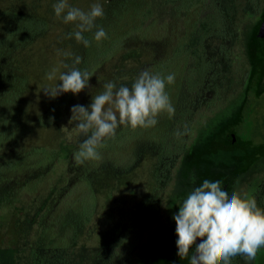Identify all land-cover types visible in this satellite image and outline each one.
<instances>
[{
  "label": "trees",
  "instance_id": "trees-1",
  "mask_svg": "<svg viewBox=\"0 0 264 264\" xmlns=\"http://www.w3.org/2000/svg\"><path fill=\"white\" fill-rule=\"evenodd\" d=\"M209 1L210 0H68L70 6L80 8L83 11H88L93 3H99L103 7L104 16L97 18L95 24L99 27H103L107 36L101 41H95L93 34L96 28H94L92 32L83 33L84 38L91 42L90 46L87 48H85L82 43H79L80 48H74L75 38H67L69 33L75 32L78 29L75 23L65 24L61 18L55 16L52 6L56 3V0H22L20 2L22 4L20 9H15L9 4L8 7L0 9V25L6 32V47L16 41L14 52L20 51L22 55L25 54L26 46L29 51L33 45L39 46L45 42L44 40H52L59 43L60 47L58 52L61 55V59L58 67H61L62 70H64L63 72L68 70L64 67V64H68L71 67L75 56L82 57V62L76 65V67L82 71L85 69L88 70L92 73V77H94L96 75L95 69L101 67V65L106 62L108 63L115 55H121L118 56L121 61H129L142 59L144 54H146V59L143 62L144 64H142L143 66H139L134 70L136 73L135 77L145 69L151 70L153 74L166 77L173 72H177V68L182 63L191 62L190 58L187 60L181 57L183 53L186 52L190 54L192 52L193 54H201L200 46H204V39L219 36L239 37L242 35L244 31L241 28V22L243 21V0H222L221 3L216 1L213 3L210 1L212 6L208 4ZM0 2L2 3L3 0H0ZM247 2L255 6L259 4L258 0H248ZM203 6L210 7L206 16L202 17L201 13L197 14L196 20L185 34L174 32L173 29L171 30L169 28L170 23H167L162 17L163 14L171 11L176 15V18L184 19L186 16H189L193 10ZM163 23L165 24L162 25ZM167 35L177 39L170 51L174 55L172 57L162 58L159 57L156 52L158 47L157 41L163 40ZM150 38H152L153 41H149ZM35 40L36 42H34ZM131 41L138 44V46L127 49L121 54L126 46V42ZM64 52L71 53V56L63 55ZM192 62L196 63V66H193L192 69L194 68L195 71H198V74L200 70L210 69L212 67L210 63L202 62L198 57ZM24 68L22 70L23 75L22 77L20 76L21 78L14 77V75L9 72V74L1 75V78L5 79V81L7 79L12 80V82H14V80L17 81V79L21 81L18 83V88L12 87L14 88L12 89L13 91L16 90L18 92L20 89L23 91L29 86L30 82H28V80L30 78L23 72ZM185 68L187 67L183 66V69ZM183 69L182 72L185 73ZM111 71L110 74L113 76V81L116 82L118 87L122 84L131 87L132 82L136 79L128 81L127 77L122 73V70L120 72L117 70L114 71L113 67ZM202 75L201 73L199 77L201 78ZM32 79V81L36 83L38 76H33ZM42 79L43 78L38 80V84H43ZM87 89L88 88H85L84 91ZM165 90L170 96L172 91L171 84H166ZM60 95H63L62 99L56 100L59 96L53 98L52 103L47 104L42 111H39L41 113L37 115V117H39L36 119L39 128L58 126L59 122L65 119L68 104L77 94L74 95L68 92ZM14 119L15 122L18 123V117H14ZM12 124V120H8L6 124L2 125V130L0 129V146L6 143L3 139L4 132L14 139L15 133H12L9 129V126ZM156 132L157 130L153 129V127L145 129L137 127L133 129L131 127L120 126L116 130L115 137L107 140L104 148L98 149L100 159L86 161L83 165H76L73 160V154L79 150L80 143L65 157H61L56 152L52 154V159L54 160L52 166H54V169L52 170V168H50L51 173L38 174L39 176L35 178L31 177L30 179H26V182L22 185L15 184L7 186L5 190L6 195L8 197H13L10 200L8 199L7 203H3L2 200L0 201V211L4 207H11L18 197H24L23 195L25 194H28L32 198H43L40 204L39 200H37V219H35L33 223H38V233H40L42 239L43 233L49 230L52 234H55L53 239L58 241H50V243L42 240L38 241V244L39 242L40 244L32 253V264H101V246L105 247L109 245V241L114 237V234L107 233L105 235V233H103L104 240H102L103 242H101V245L98 243L93 247L81 246L79 250L78 247H76V244L80 242L86 234L88 224H90L92 218L98 213L97 206L93 208L92 205L89 206L87 204L86 207V200L89 198H92V200L97 199L99 204L100 189L97 186L102 180L112 182L113 185L118 184L123 186L122 189L126 187L129 179L126 163H129V161L126 160V162H122V159L116 160L114 156L116 154L120 156L122 148L131 145L133 140H145L146 138L149 139L150 145H154L153 147H155L156 150H158L157 146L159 142L163 140L165 148L161 147V153L163 152V154L156 156L158 159L155 165V171L153 172L154 182L152 187V189L154 188V192L152 190L153 195L147 197L150 199H148L146 205L143 206V208L147 206L146 214L145 212H141L142 214L132 215L131 218L133 222H131V227L127 230L130 231V234L123 233L120 236L121 243L122 238L130 239L128 237L132 236L133 243L127 245L135 256L132 260L127 258L126 262L123 264L178 263L172 262L173 259L169 257L175 254V249L171 247L176 246L175 241L177 239L173 215L178 212V207L185 199L184 197L176 198L172 196L170 204H168V211L166 210L168 220L170 219L169 222L159 227V231L157 234L150 237L147 241V245L143 246L141 240L146 230L148 231L153 224L160 223L165 217V213L161 209L164 207L161 197L165 188L171 182V172L177 162L178 147L175 145L176 141L174 140L175 131L171 130L167 132L166 135L164 134L163 137L156 135ZM85 138L86 137L82 134V140ZM38 153L36 155H34V153L32 154V152L29 154L27 153L26 156L19 159L18 163L1 166L0 176L4 175L5 177L13 173L16 169L18 170L19 165L25 162L26 164H24V166L28 165V162L31 160H33L32 163L34 164L35 158L36 164L41 165L44 163V160L39 159L41 158L39 156L41 154ZM150 154L152 153L150 152ZM65 164L67 165V170H64ZM57 167H60L63 171L61 177L64 178L63 182L65 185H60L58 187L52 185L49 187L48 185H51ZM82 185L89 189V192L85 193L86 199L84 200L82 197H77L74 201L71 197L76 192H81V189H77L76 187H81ZM190 187L191 186H189L187 190L188 193L192 191V187ZM57 188L61 189L60 193L56 191ZM63 194L64 196L67 194L65 199H62ZM74 203L76 204L75 207L79 205L81 210H75L71 205ZM60 207L61 209H59ZM51 212L52 215L53 212H58L60 214L50 219ZM47 215H49V217H47ZM57 216L60 218L64 216V219H60ZM41 217L42 219H39ZM68 217L71 219L70 221ZM55 218L58 219L55 220ZM112 220L113 219L110 221L114 223L112 230V232H114L115 222H112ZM117 225L119 229L121 227L123 228L118 222ZM61 226H63V228H68L61 231ZM44 242L45 246L43 245Z\"/></svg>",
  "mask_w": 264,
  "mask_h": 264
},
{
  "label": "rangeland",
  "instance_id": "rangeland-1",
  "mask_svg": "<svg viewBox=\"0 0 264 264\" xmlns=\"http://www.w3.org/2000/svg\"><path fill=\"white\" fill-rule=\"evenodd\" d=\"M21 1L22 0H3L2 3L0 2V9L8 7L9 4L15 9H20L22 5L20 3ZM208 11L209 8L199 9L195 15L201 13L202 17H204ZM162 17L167 23H170L169 28L171 30L173 29L174 32H180V34H185L196 18V16L191 17L189 22H185L183 19L176 18V15L171 11L163 14ZM164 24L165 23L162 25ZM5 36L6 32L0 25V129L2 125L8 122V120H12L13 124L9 126V129L15 134L14 139L5 132L3 134V139L6 143H3L0 146V167L12 163H18L21 157L26 156L27 153L29 154L30 152H32V154L34 153V155L40 152L38 153L41 154L39 155L41 157L39 159L44 160V163L37 165L35 158L34 164L32 163L33 160H31L28 162V165L24 166V164H26L25 162L24 164L19 165L18 170L16 169L13 173H10L5 177L4 175L0 176V201L2 200L3 203H7L8 199L10 200L13 197H8L6 195L5 190L8 185H22L26 182V179H30L31 177L35 178L42 173L50 172V168H52V170L54 169V166H52V162L54 161L52 159V154L54 152L61 157H65L83 142L82 134L75 126L76 122H69L72 115V106H89L92 101V96L103 91V84L108 81H113V76L110 74V72H112V67L114 68V71L117 70L120 72L122 70L124 76L130 81L136 78V73L134 71L135 68L143 66L142 64H144L143 62L146 59V54H144L142 59L121 61L120 57H118L121 55H115V57L109 60L108 63L106 62L101 65V67L95 69L96 75L90 78V86L88 89L86 91H81L70 100L65 119L61 120L58 126L39 128L36 123V119L39 117H37V115L41 113L39 111H42L47 104L52 103L53 99L52 97L45 95L42 89L45 87H54L59 83V75L64 71L61 67H58L61 59V55L58 52L60 45L52 40H44L45 42L39 46L33 45L29 51L26 46L25 54L22 55L20 51L14 52L16 41L6 47ZM166 39L167 40L163 39L157 41L158 47L156 52L159 57H163L165 53L170 52L173 44L177 41L176 38H171L169 35L166 36ZM149 41H153L152 38H150ZM34 42H36V40ZM125 45L126 46L121 54L127 49H132L138 46V44L133 41L126 42ZM75 47L80 48V44L77 41L74 42V48ZM191 64L192 61L190 62V66ZM23 68V72H25V74L28 75V78H30L28 80V82H30L29 86L23 91H21V89L18 92L16 90L13 91L12 89L14 88L12 87L18 88V83L21 81L18 79L17 81L14 80V82L8 79L5 81V79L1 78V75H6L9 72L14 75V77L21 78L23 75ZM53 69H55L56 78L49 81L46 78V73L51 72ZM33 76H38L36 83L32 81ZM41 78H43V84H38V80ZM63 95H59L56 100L62 99ZM160 116L161 115L157 117L158 123L155 125V127L157 126L156 129L167 125V123L164 124L165 118H160ZM14 117H18V123L15 122ZM243 133L245 138L249 137L247 129H245ZM143 142V140H140L133 145H123L124 147L121 150L120 156L116 154L114 156L115 159H122V162H126L127 160L129 163L126 164L130 165L131 155L136 154L137 150L143 147ZM141 150L143 151V149ZM64 166V170H67V165L65 164ZM153 171V160L147 159L143 161L138 167H136L132 174L133 177L130 179V184H132L131 188H128L127 184L126 187L123 188L124 190L122 189L123 186L118 184L113 185L112 182H108L107 180L100 181L97 186L100 189V198L98 199L99 204L97 199L92 200V198H89L86 200V207L87 204L89 206L92 205L93 208L97 206L98 213L92 218L90 224H88L89 229L87 226L86 236L84 235L85 237L83 236L82 240L76 244L78 250L81 246L93 247L98 243L101 245V242H103L102 240H104L103 233L106 235L113 230L114 223H111L110 221L113 219L112 222H115V224H117V222L120 223L123 228L120 226L121 228L119 229L118 225H116V229H114V232L112 233L114 234V237L109 241V245H104L105 247L101 246V264H123L124 261L126 262L130 249L127 244L133 243V240L132 236L128 237L130 239L122 238V244L120 236L123 233L130 234V231L127 230L131 227V222H133V219L131 218L132 211L135 213V208L138 204L152 193L154 182ZM61 173H63L62 169L57 167L56 174L54 175L51 185H48L49 187L52 185H54V187L65 185ZM181 173L183 174H181L179 179L177 190L180 191L182 197L186 198L188 194L187 190L194 182L195 177L191 173L188 174L186 172L185 166L182 167ZM76 188L81 189V192H76L71 198L74 201L77 197H82L85 200V193L89 192L88 187L86 188L82 185L81 187ZM56 191L60 193L61 189L57 188ZM170 191L171 189L169 192ZM174 195L176 196V194ZM23 196L24 197H18L11 207H4L0 211V264H32V253L37 249V246H39L40 242L38 244V241L42 240L48 243H50V241L58 242L53 239L55 234H52L49 230L43 233L42 239V236L38 233V223H33V221L37 219V200H39L40 204L42 203L43 198H32L28 194ZM66 196L67 194L65 196L63 194L62 199H65ZM71 205L75 210H81L79 205L78 207H75V203ZM59 209H61V207ZM58 212H53V215L51 212L50 219L57 214L59 215L60 213ZM47 217H49V215H47ZM58 218H55V220ZM39 219H42V217ZM60 219H64V216ZM68 220L70 221L71 219L69 218ZM158 226L159 224L155 223L148 229V231L146 230L141 239L142 243H146L148 238L156 233ZM67 228L68 227L63 228V226H61V231H64ZM45 242L43 243L44 246Z\"/></svg>",
  "mask_w": 264,
  "mask_h": 264
},
{
  "label": "flooded vegetation",
  "instance_id": "flooded-vegetation-1",
  "mask_svg": "<svg viewBox=\"0 0 264 264\" xmlns=\"http://www.w3.org/2000/svg\"><path fill=\"white\" fill-rule=\"evenodd\" d=\"M210 1L208 4L212 6ZM247 1H242L241 28L244 31L241 36L206 38L204 46H200L201 54L185 52L181 55L183 59L190 58L191 61L198 57L200 61L210 63V69L200 70L198 74V71L192 69L196 63L192 62L190 66V62H184L177 68V72L171 73L175 74V80L171 84L169 97L175 113L169 116L167 112H162L160 118H165L164 124L167 125L158 129L154 126L153 129L157 130L156 135L163 137L171 130L175 133L184 132L187 125V133L180 137L174 135L175 145L178 147L177 162L171 172V182L161 197L164 204L161 209L165 217L160 223H156L159 226L155 234L161 225L170 220L166 210L172 196L176 194V198L182 197L177 186L183 174V166L188 174L195 177L191 184L192 190L206 179L220 181L222 189L229 195L236 190L248 192L256 199L258 207L264 209V49L260 46V33L264 28V0H258L257 6ZM203 8L210 7L196 8L183 20L189 22L191 17L197 18L195 13ZM173 55L168 52L162 58ZM183 66L187 68L183 69ZM201 73L203 75L200 78ZM245 129L248 131V138L244 136ZM137 141L140 139L133 140L131 145ZM143 141V151L139 149L136 154L131 155V163L127 165L128 188L132 186L130 179L135 167L152 159L155 171L158 159L156 156L163 154L161 147L165 148L163 140L159 142L158 150L150 145L148 138ZM152 195L153 193L148 196ZM148 199L150 198H145L138 204L135 213L132 211L133 216L144 212L146 214L147 206H143ZM145 245L147 242L143 243ZM171 248L175 249L174 256L169 257L173 259L172 262L190 264L194 248L185 258L177 255L176 246ZM127 258H135L130 249ZM231 264H264V248L258 251L252 262L236 256L231 259Z\"/></svg>",
  "mask_w": 264,
  "mask_h": 264
},
{
  "label": "clouds",
  "instance_id": "clouds-1",
  "mask_svg": "<svg viewBox=\"0 0 264 264\" xmlns=\"http://www.w3.org/2000/svg\"><path fill=\"white\" fill-rule=\"evenodd\" d=\"M53 10L63 23H75L78 29L69 33L67 38L74 37L85 48L90 41L83 33L92 32L95 41L105 39L107 34L103 27L95 24L97 18L104 16L103 7L93 3L88 11L70 6L68 0H56ZM63 55L71 56L64 52ZM82 57L75 56L70 67L59 75V83L54 87H45V95L55 98L62 93L76 95L88 88L93 76L88 70H80L76 65ZM51 81L56 78L55 69L46 73ZM175 80V74L162 77L151 70L141 71L132 82L117 86L116 82L103 84V91L92 96L89 106L74 105L71 108L69 122H76L77 130L86 138L73 154L76 165L86 161L100 159L98 149L106 146V141L116 135L120 126L133 129L154 127L157 117L162 112L174 115L175 108L166 92V84ZM187 133L177 131L180 137ZM175 221L177 255L180 258L189 256L191 249L195 254L190 257V264H231V259L241 256L248 262L256 259L257 253L264 248V209L257 205L256 199L248 192L233 191L231 195L221 187L220 181L204 180L190 191L173 215ZM200 241L197 243V241Z\"/></svg>",
  "mask_w": 264,
  "mask_h": 264
},
{
  "label": "water",
  "instance_id": "water-1",
  "mask_svg": "<svg viewBox=\"0 0 264 264\" xmlns=\"http://www.w3.org/2000/svg\"><path fill=\"white\" fill-rule=\"evenodd\" d=\"M260 46L264 49V29L260 33ZM199 242L200 241L198 240L197 243H199ZM194 254H195V250H194Z\"/></svg>",
  "mask_w": 264,
  "mask_h": 264
}]
</instances>
